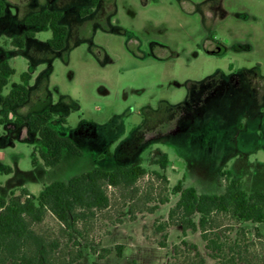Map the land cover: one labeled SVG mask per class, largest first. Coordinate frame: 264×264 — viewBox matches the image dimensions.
<instances>
[{
    "label": "rangeland",
    "instance_id": "obj_1",
    "mask_svg": "<svg viewBox=\"0 0 264 264\" xmlns=\"http://www.w3.org/2000/svg\"><path fill=\"white\" fill-rule=\"evenodd\" d=\"M6 1L9 17L22 20L34 10L24 0ZM72 3L59 0L56 6ZM93 14L85 22L67 16L70 50L54 59L46 83L39 78L48 65L40 63L31 73L30 60L12 36H0V50L15 70L0 95V200L21 198L23 189L39 195L45 186L96 166L112 169L115 163L105 152L119 150L121 162L142 166L147 175L131 188H109L110 207L86 214L75 230L51 214L34 226L59 243V258L80 251L76 264H264V225L215 215L208 237L218 249H209L200 230L184 234L177 218L170 220L179 200L173 189L183 178L185 187L200 194L221 195L219 170L225 169L248 192H264V145L256 139L241 145L222 135L218 126L230 125V112L222 98L204 95L212 85H199L237 71H255L264 82V0H103ZM51 38L50 30L35 33L40 42ZM24 73L32 74L30 100L10 111L4 124L6 98ZM190 94L196 99L186 106ZM63 98L78 106L65 127L90 122L105 127L112 139L80 141L82 157L66 153L56 168L41 161L35 168L39 137L16 128V118L43 112ZM163 153L170 159L165 172L154 165Z\"/></svg>",
    "mask_w": 264,
    "mask_h": 264
},
{
    "label": "trees",
    "instance_id": "obj_2",
    "mask_svg": "<svg viewBox=\"0 0 264 264\" xmlns=\"http://www.w3.org/2000/svg\"><path fill=\"white\" fill-rule=\"evenodd\" d=\"M40 2L41 0H24V3L34 10L19 20L17 16L9 17L7 13L9 3L0 0V36L4 34L12 36L14 45L30 60L31 73L40 63L48 65L39 78V82L46 83L51 76L54 59L70 50L68 42L71 31L69 24L66 23L67 16L75 14L78 21L87 20L93 15L94 10L100 7L103 0H73L65 9L57 8L59 0H45L44 6H41ZM45 30L52 32V38L47 42L37 41L35 33ZM31 73H24L21 76L22 83L16 85L7 96L2 123H9L10 111L16 113L29 102L32 92L29 88ZM14 74L15 70L10 67L6 55L0 50V95L8 85L9 77ZM215 83L222 85H214ZM223 84L225 79L221 77L210 78L207 84H199L212 85L204 95L222 98L226 110L230 112V125L225 127L219 125V132L225 136H232V139L238 140L241 145L253 139H256V143L264 145V85L258 87ZM194 94H190L186 106L194 102L196 99ZM77 109L78 106L72 100L63 98L58 105H52L43 112L30 114L26 118H16V128H25L30 137H39L40 144L36 148L39 157L35 156L33 160L35 168L40 166V161L47 169L56 168L62 163L66 153L82 157L84 142L100 144L111 141L110 134L103 133L105 127H98L90 122L82 121L75 130L65 127L70 110ZM55 116H59V119ZM243 118L247 119L246 123L243 122ZM90 130L94 131L91 135L88 133ZM119 152L118 150L112 153L109 149L105 152L106 158L115 163L112 169L96 166L68 182L55 181L45 186L39 195L30 194L23 189L21 198L12 194L8 201L1 199L0 264L79 262L82 259L80 251L75 255L70 253L68 257L64 255L62 259L59 258V243L48 241L35 231L34 226L42 224L47 215L51 214L66 230H75V224L86 214L110 207L107 193L109 188H131L147 175L144 167L129 166L121 162ZM169 163V156L163 153L154 165L165 172ZM6 172L12 171L7 169ZM157 176L167 182L164 174ZM219 176L225 182V191L221 195L200 194L195 187H185V178L173 189L179 200L170 212V220L174 221L177 218L176 225L182 228L184 234L187 231L196 233L200 230L209 249H218L215 241L208 237V226L215 215H230L240 223L264 225V192H248L243 181L235 177L230 170L220 169ZM166 203L167 201H161V204ZM196 216L199 218L198 222L194 220Z\"/></svg>",
    "mask_w": 264,
    "mask_h": 264
},
{
    "label": "flooded vegetation",
    "instance_id": "obj_3",
    "mask_svg": "<svg viewBox=\"0 0 264 264\" xmlns=\"http://www.w3.org/2000/svg\"><path fill=\"white\" fill-rule=\"evenodd\" d=\"M101 6V5H100ZM99 8V7H98ZM97 8V9H98ZM94 16V14L89 17L87 20L91 19ZM75 21H77L74 18ZM80 21V22H85ZM221 78L225 79V84L223 85H264L263 78L259 77L255 71H237L230 75H220ZM220 77L214 76L212 78L219 79ZM256 80V82H254ZM214 85H222V84H214Z\"/></svg>",
    "mask_w": 264,
    "mask_h": 264
},
{
    "label": "crops",
    "instance_id": "obj_4",
    "mask_svg": "<svg viewBox=\"0 0 264 264\" xmlns=\"http://www.w3.org/2000/svg\"><path fill=\"white\" fill-rule=\"evenodd\" d=\"M31 89V88H30Z\"/></svg>",
    "mask_w": 264,
    "mask_h": 264
}]
</instances>
